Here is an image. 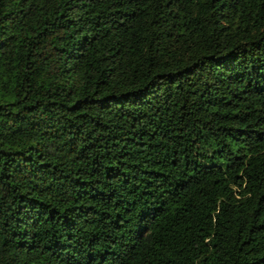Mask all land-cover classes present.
I'll use <instances>...</instances> for the list:
<instances>
[{
	"label": "trees",
	"instance_id": "1",
	"mask_svg": "<svg viewBox=\"0 0 264 264\" xmlns=\"http://www.w3.org/2000/svg\"><path fill=\"white\" fill-rule=\"evenodd\" d=\"M0 264H264V0H0Z\"/></svg>",
	"mask_w": 264,
	"mask_h": 264
}]
</instances>
